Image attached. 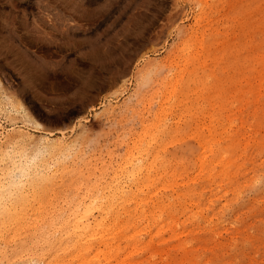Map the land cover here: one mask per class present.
<instances>
[{
    "label": "rangeland",
    "instance_id": "1",
    "mask_svg": "<svg viewBox=\"0 0 264 264\" xmlns=\"http://www.w3.org/2000/svg\"><path fill=\"white\" fill-rule=\"evenodd\" d=\"M34 161L46 220L133 191L116 214L156 222L141 264H264V0H0V188ZM26 205L0 220V264H32Z\"/></svg>",
    "mask_w": 264,
    "mask_h": 264
},
{
    "label": "bare ground",
    "instance_id": "2",
    "mask_svg": "<svg viewBox=\"0 0 264 264\" xmlns=\"http://www.w3.org/2000/svg\"><path fill=\"white\" fill-rule=\"evenodd\" d=\"M205 145V151L199 158L201 173L210 167V163L211 165L213 164V162H209L211 159L208 160V153L213 152V147L209 143ZM61 147L63 149L62 151L65 152L67 148L60 146V148ZM36 161L31 164L28 162L23 167L20 166L17 174L18 180L16 182L13 180L14 182H10V184L8 183L6 188H0V220H6L10 212L9 218L13 223L19 218L24 221L21 212L23 210L22 208L28 204V220L23 224L25 225L24 229H26L28 237V263L111 264L113 261L120 263L123 260L129 261L130 264H141V262H138L139 260L134 259V255L143 251L146 252L149 249L152 250L153 246L151 244L153 239L140 241V235L148 230V226L154 225V223L156 226V222L151 223V221H149L150 218L148 219V217H146L148 214L146 216L141 214L145 217L143 219L141 217L140 220L136 214L137 216L135 217H137L138 221H136V218L132 215H128L127 218L124 217L125 219H121L119 214H116L117 209L121 207L116 205V203H118L117 201L121 200L123 204L127 200L130 202L129 199L133 200L131 199V193L133 191L131 193H126L123 191L122 187L120 190L111 191V186H105L101 192H98L97 189L94 190V188H86V190L84 189L85 191H82L83 194L80 199L65 202L66 210H64V212L61 210L62 213L59 211V215L46 220L48 215L47 208L52 204L50 203L51 201L47 199L52 191V186L49 185L51 181H48L47 176L43 173L44 171L42 172L41 169H39L40 166L36 164ZM217 161H221L219 164L222 163V165L225 166L220 174L221 181L235 180L237 174L236 172H228L229 166L227 165L228 162L226 158L220 156ZM206 165L208 167H206ZM213 169L215 168H212V170ZM215 173L214 170L207 173L204 176V181H206L207 184L215 182ZM130 175L132 183H134L133 185L143 183V176L140 177L138 171L133 174L131 172ZM217 188H219V186H217ZM79 189L80 188H78V190ZM27 194L28 203L25 196ZM138 194L135 193V195ZM137 197L138 196H136L135 199ZM139 200L141 201L144 199H140L139 197L138 202H140ZM134 203L136 206V201ZM141 204L142 203H140V205ZM141 206H143V204ZM134 208L132 207L131 209ZM141 210L142 207L140 211ZM144 210L146 211V209ZM144 210H142V213L146 214ZM94 212H97L96 216H94ZM122 212L126 214L128 211ZM130 212H128V214H131ZM133 212H136V210ZM151 214L149 215L150 217ZM169 225L171 224L169 223ZM174 225L172 224V226ZM38 244H40L41 247L39 252H36L35 246Z\"/></svg>",
    "mask_w": 264,
    "mask_h": 264
}]
</instances>
